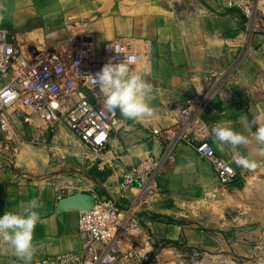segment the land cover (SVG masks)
Wrapping results in <instances>:
<instances>
[{
  "label": "crops",
  "instance_id": "obj_1",
  "mask_svg": "<svg viewBox=\"0 0 264 264\" xmlns=\"http://www.w3.org/2000/svg\"><path fill=\"white\" fill-rule=\"evenodd\" d=\"M245 21V15L226 7L225 0H0V25L16 33L26 60L53 50L71 32L91 37L99 51L114 39L151 40L152 70L144 76L152 87L149 104L154 113L139 120L121 115L128 127L112 135L111 158L104 167L96 162L79 176L57 170L52 176L30 179L10 158L18 156L16 149L25 156L34 153L21 146L28 144L35 128L25 122L24 110H12L14 138H0V215L19 212L34 199L42 206L37 209L40 221L33 234L32 260L15 255L0 238V264H37L79 251L84 242L80 211L91 204L94 193L124 205L134 199L136 188L119 192L123 171L149 155H163L169 142L165 131L173 128L177 110L195 94L212 96L207 120L227 122L248 137L247 144L235 148L213 138L216 152L220 154L223 146V155L245 156L260 172L264 144L250 134L247 111L251 109L256 123L264 126V32L240 39ZM73 28L79 30L75 33ZM239 40L245 45L236 43ZM219 85L223 88L217 94ZM157 128L160 134L154 132ZM176 152L187 154V149L179 145ZM69 157H59L63 164L54 167H71L66 164ZM183 165L182 158L160 174V199L145 206V220L137 231L117 238L105 264H183L203 254L220 264H264V229L257 223L264 221V213L248 215L253 222L242 227L208 234L183 229L164 217L167 195L185 176Z\"/></svg>",
  "mask_w": 264,
  "mask_h": 264
},
{
  "label": "built area",
  "instance_id": "obj_2",
  "mask_svg": "<svg viewBox=\"0 0 264 264\" xmlns=\"http://www.w3.org/2000/svg\"><path fill=\"white\" fill-rule=\"evenodd\" d=\"M225 5L245 15L244 39L264 32V0H225ZM152 52L149 39H114L99 51L91 37L71 32L53 50L41 51L31 61L23 57L16 33L0 25V138H14L11 121L14 109L24 110L25 122L34 126L29 141L34 144L53 140L57 123L63 120L83 148L91 151L104 167L111 158L112 135L127 123L119 110L109 111L104 107L93 76L109 60L119 62L124 58L133 61L137 71L149 75ZM210 98L195 94L186 100L177 110L173 128L165 131L169 145L163 155H149L123 171L119 192L136 188L131 202L124 205L112 196L94 193V205L79 213V231L84 234L82 248L71 254L44 258L37 264H105L117 238L137 231L145 220V206L159 194V176L170 157V147L179 141L210 162L221 184L234 182L238 177L235 160L241 156H222L216 152L211 132L216 124L206 119ZM154 132L158 134L160 130ZM59 157L66 160L67 154ZM183 264L220 263L205 254L185 259Z\"/></svg>",
  "mask_w": 264,
  "mask_h": 264
},
{
  "label": "rangeland",
  "instance_id": "obj_3",
  "mask_svg": "<svg viewBox=\"0 0 264 264\" xmlns=\"http://www.w3.org/2000/svg\"><path fill=\"white\" fill-rule=\"evenodd\" d=\"M73 29L75 33L79 30L78 28ZM242 37L240 39H244ZM236 43L245 45L242 40ZM221 88H223V85L217 86V94L221 93ZM247 112V127L250 134H255L257 126L260 125L256 123L255 117L251 115V109H248ZM126 127H128V124ZM157 129L159 130V128ZM63 140L65 141L63 142ZM168 145L166 148H168ZM179 145H184L187 154L190 155L177 153L176 148ZM21 148L31 149L34 153H28V156H25V151L16 149L15 154L18 156L10 158V161L22 168L25 171L26 178L30 179L46 178L54 175L57 170L58 173L63 172L75 177L79 176L85 167L96 162L100 164L91 151L83 148L79 138L63 120L58 121L53 140H49L46 144L28 142V144L22 145ZM170 148V157L162 172L165 168L175 165L176 161L182 158L184 161L182 169L185 172L183 180L177 182L178 187L167 195L168 209L164 217L171 223L177 224L183 229L208 234L225 228L242 227L253 222V217H248V215L260 214L258 216H261L264 213V167L260 172L256 171L257 169L249 171L241 168L234 182L221 184L212 171L209 162L196 154L188 144L179 141ZM222 148L223 146L218 152L222 156H226L223 155ZM65 153L70 155L66 164H70L71 167L56 169L54 166L63 164V161L59 162V155ZM160 197L159 193L154 201H157ZM257 223L262 224L264 229L263 220H258Z\"/></svg>",
  "mask_w": 264,
  "mask_h": 264
},
{
  "label": "clouds",
  "instance_id": "obj_4",
  "mask_svg": "<svg viewBox=\"0 0 264 264\" xmlns=\"http://www.w3.org/2000/svg\"><path fill=\"white\" fill-rule=\"evenodd\" d=\"M93 83L98 86L107 110H119L123 117L131 120L151 117L154 114L149 104L152 87L145 76L134 68L130 59L124 58L119 62L109 60L93 76ZM211 132L218 142L233 148L249 142L248 137L234 130L227 122L215 125ZM255 138L264 144V126H257ZM235 163L249 171L257 167L255 161L245 156L236 159ZM41 206L34 199L19 212H4L0 215V238L15 255L26 262H30L35 254L33 234L40 221L37 209Z\"/></svg>",
  "mask_w": 264,
  "mask_h": 264
},
{
  "label": "water",
  "instance_id": "obj_5",
  "mask_svg": "<svg viewBox=\"0 0 264 264\" xmlns=\"http://www.w3.org/2000/svg\"><path fill=\"white\" fill-rule=\"evenodd\" d=\"M94 203H95V196L93 194L92 197H91V204L88 207L83 208L82 210L91 208L94 205Z\"/></svg>",
  "mask_w": 264,
  "mask_h": 264
}]
</instances>
